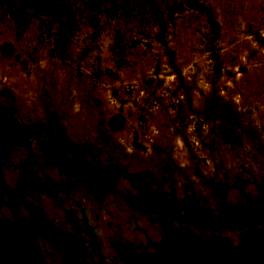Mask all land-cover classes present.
<instances>
[{"label":"rangeland","instance_id":"1","mask_svg":"<svg viewBox=\"0 0 264 264\" xmlns=\"http://www.w3.org/2000/svg\"><path fill=\"white\" fill-rule=\"evenodd\" d=\"M40 24L0 8V264H74L85 241L112 264H264V0L77 1ZM132 195L170 218L225 202L244 228L174 225L155 256Z\"/></svg>","mask_w":264,"mask_h":264},{"label":"trees","instance_id":"2","mask_svg":"<svg viewBox=\"0 0 264 264\" xmlns=\"http://www.w3.org/2000/svg\"><path fill=\"white\" fill-rule=\"evenodd\" d=\"M80 1L84 6H87L88 8H91L92 10L99 11L101 9V6L104 1L108 0H0V8H3L5 10H8L12 16H14L16 19H23L25 20L26 16H34L38 18L41 22V26L43 23L45 24H52V21L54 18L58 17L60 15V12L62 8H65L66 6H73L75 2ZM115 1V0H111ZM25 10L32 11V12H25ZM51 32V29L48 27L47 33L49 34ZM127 203L134 206V210L140 211L139 213H145L148 215V217H151L154 220H158V228L161 231V240L157 244L156 249L157 252L155 256L159 254V251L161 249V243L163 241L164 234L167 233H176L173 231V226L177 225L180 228L187 231V227H195V226H201L204 228H209L212 225L209 224V219L212 218V214L209 211H205V214H196L188 219L181 221L176 216V211L179 207H183L180 204H175L174 208L172 209V218H170L167 215V211L159 208L158 202H143L140 199H137V196L132 195L126 198ZM159 202H161L164 207L168 208V205L164 203L161 200V197H158ZM184 208V207H183ZM255 208V207H254ZM185 210L191 212L192 210H188L184 208ZM193 212V211H192ZM264 213V212H263ZM253 215H259L258 208L254 209V211L251 212ZM135 215L133 214V217ZM132 217V218H133ZM233 218V216H232ZM130 220V219H128ZM165 220H167V224L165 223ZM238 221H240V218H238ZM90 222V221H88ZM256 227H248V239L243 240L245 244L253 251L254 253H257L259 250L253 249L254 246L251 244V234L252 232L256 231ZM94 230L91 231V235H94ZM82 235V233H80ZM77 236H79L77 234ZM182 237L187 238L190 241H193L196 245L200 247H206V245L213 246L214 249H218L222 251L224 254L231 253L230 250L226 249L224 246L215 243L214 239H212V243H204L198 242L197 239L193 238L192 236H189L188 234H182ZM81 238V237H80ZM99 237H97L98 239ZM83 239V238H82ZM94 239V238H93ZM84 241V239H83ZM89 242L85 241V244H83L82 247L76 248L72 247L76 251H82L86 252V259L80 258L81 256L75 257L74 264H112L108 261V252L107 249L103 245H96L95 250L92 252V247L88 246ZM86 245V246H85ZM216 247V248H215ZM82 249V250H80ZM92 252V255L90 254ZM141 252H144L143 250ZM98 256V260H96L95 256ZM91 256H94L93 258ZM89 259V260H88Z\"/></svg>","mask_w":264,"mask_h":264},{"label":"crops","instance_id":"3","mask_svg":"<svg viewBox=\"0 0 264 264\" xmlns=\"http://www.w3.org/2000/svg\"><path fill=\"white\" fill-rule=\"evenodd\" d=\"M89 174H90V171L88 170V167L86 165H83L82 167L78 168V175L80 176V178L84 182L90 183V184L91 183L96 184L97 183V177L94 176V177L90 178ZM103 189H105V188H103ZM137 199H140V198L137 197ZM223 207H226V209H228V211H227L228 213L217 214L216 210L212 211L213 209H209V212L212 214V218L209 219V221H208L209 224L210 225L219 224L221 227H226L228 225L229 226L234 225L235 227H238V226L243 227L242 221H238L237 217L233 216V218H232V215L231 216L229 215L230 212H235L236 209L234 207L226 206L225 202L223 203ZM175 214L179 220L184 221V220L190 219L194 215V212H192V211L189 212V211L185 210L183 207H179ZM256 231L261 232V229H257ZM256 231H254V232H256ZM181 235L179 237H182ZM206 247H210L211 249H214L213 246L206 245ZM216 250H218V249H216Z\"/></svg>","mask_w":264,"mask_h":264}]
</instances>
